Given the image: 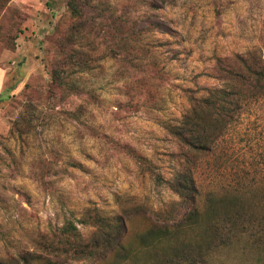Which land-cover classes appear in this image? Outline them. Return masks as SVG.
Masks as SVG:
<instances>
[{
    "label": "rangeland",
    "instance_id": "1",
    "mask_svg": "<svg viewBox=\"0 0 264 264\" xmlns=\"http://www.w3.org/2000/svg\"><path fill=\"white\" fill-rule=\"evenodd\" d=\"M68 1L7 0L0 12V264H22L19 252L41 255L28 264H264V98L194 152L210 200L196 218L156 178L171 177L177 150L162 123L221 85L216 57L262 46L264 0H76L87 23L74 40ZM72 51L87 64L64 69L93 98L51 83ZM87 207L124 215L122 247L72 261L41 244Z\"/></svg>",
    "mask_w": 264,
    "mask_h": 264
},
{
    "label": "trees",
    "instance_id": "2",
    "mask_svg": "<svg viewBox=\"0 0 264 264\" xmlns=\"http://www.w3.org/2000/svg\"><path fill=\"white\" fill-rule=\"evenodd\" d=\"M6 2L7 0H0V12ZM68 7L74 20L70 25L68 37L74 40L75 36L84 33L87 22L83 19L76 0H69ZM3 18L4 14L0 13V22ZM4 43L12 48V45H9L10 36ZM62 46L60 45V48H63ZM66 59H74L75 64L80 66L87 64L88 57L84 58L76 51L70 55L64 54L50 70L51 83L68 97L85 93L93 98L91 89L76 83V80L66 73L63 61ZM87 68L90 69L91 66ZM211 76L219 80L221 85L201 87L203 94L188 96L189 106L179 119L162 123L165 131L176 142L177 150L172 153L175 157V167L171 177L165 179L159 174L156 178L166 183L178 195L181 207L185 208L183 218H196L210 202L200 191L194 152H200L204 156L212 146L217 145L226 126L241 109L251 101L264 98V43L259 48H251L243 53L232 52L224 57H216ZM150 167L151 165H148L146 168L150 170ZM80 223L95 227L89 237L80 236ZM125 233L124 215H110L103 210L87 207L82 209L80 217L66 218L60 227L52 231L55 237L49 243L41 241V244H47L54 255L66 260H99L122 247ZM42 248L46 247L43 245ZM40 256L29 257L20 252L17 254L18 261L22 264H28Z\"/></svg>",
    "mask_w": 264,
    "mask_h": 264
}]
</instances>
